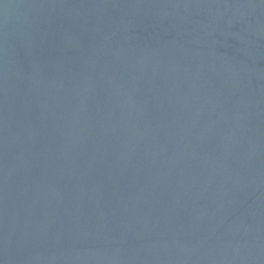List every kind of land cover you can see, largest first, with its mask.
<instances>
[{
  "label": "water",
  "instance_id": "water-1",
  "mask_svg": "<svg viewBox=\"0 0 264 264\" xmlns=\"http://www.w3.org/2000/svg\"><path fill=\"white\" fill-rule=\"evenodd\" d=\"M0 264H264V0H0Z\"/></svg>",
  "mask_w": 264,
  "mask_h": 264
}]
</instances>
